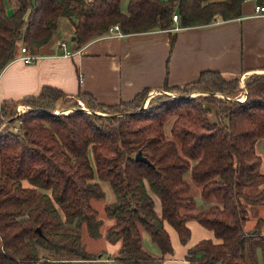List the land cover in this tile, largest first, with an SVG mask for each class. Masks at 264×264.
Returning <instances> with one entry per match:
<instances>
[{
  "label": "trees",
  "instance_id": "1",
  "mask_svg": "<svg viewBox=\"0 0 264 264\" xmlns=\"http://www.w3.org/2000/svg\"><path fill=\"white\" fill-rule=\"evenodd\" d=\"M12 1L0 0V71L23 45L35 52L47 43L63 17L73 22L74 41L81 47L113 25L124 33L170 29L175 12L185 27L233 19L242 15L244 2L129 0L125 12L122 0ZM256 3L264 6V0ZM239 82L202 70L183 85L166 81L161 88L166 92L153 95L145 107L149 88L115 104L83 91L78 97L86 109L52 85L1 102L0 264H99L107 252L88 249L81 229L85 225L90 236H102L104 220L92 200H106L103 181L114 195L104 210L114 219L106 238L120 241L109 257L115 263L164 264L174 253L166 225L185 243L192 231L188 222L196 220L216 239L189 247L190 262L258 264L257 246L264 259V218L248 230L245 225L249 203H264L263 157L256 149L264 138V72L247 77L244 100L233 97ZM193 91L209 94L191 96ZM71 101L68 107L74 109L62 111L60 104ZM19 104L32 107L15 115ZM172 116L167 136L165 123ZM139 151L149 163L135 158ZM188 173L201 185L203 199L216 203L196 211ZM144 230L161 256L145 248Z\"/></svg>",
  "mask_w": 264,
  "mask_h": 264
},
{
  "label": "crops",
  "instance_id": "2",
  "mask_svg": "<svg viewBox=\"0 0 264 264\" xmlns=\"http://www.w3.org/2000/svg\"><path fill=\"white\" fill-rule=\"evenodd\" d=\"M128 3L129 0L121 1L125 12ZM257 5L256 0H244L239 17L228 20L217 17L206 25L185 27L175 21V26L170 29L134 33L110 29L107 34L93 38L81 47L74 41L73 22L63 17L51 39L34 52L36 59L33 62L26 63L19 54L1 69L0 103L21 100L38 94L44 85H52L61 88L67 98L80 100L79 93L87 91L102 102L115 104L132 99L144 88L162 90L166 81L170 85L186 84L196 80L206 69L220 71L226 78L239 77L244 84L250 74L264 72V13H256ZM243 84L241 86L246 88ZM174 120L175 116H172L165 123L167 136H171ZM256 149L263 157L264 171V138L256 142ZM186 177L196 198V211L216 203L214 199H203L201 185L193 189L195 182L189 173ZM107 185L111 201L114 195ZM157 205L160 208L159 201ZM188 225L192 231L185 243L173 226L166 225L174 253L165 256L164 264H193L186 258L189 247L204 238L216 239L214 231L198 221H189ZM143 244L161 256L160 247L146 230L143 231ZM118 249V245L113 246L112 254ZM102 262L108 264L114 260L104 258Z\"/></svg>",
  "mask_w": 264,
  "mask_h": 264
},
{
  "label": "rangeland",
  "instance_id": "3",
  "mask_svg": "<svg viewBox=\"0 0 264 264\" xmlns=\"http://www.w3.org/2000/svg\"><path fill=\"white\" fill-rule=\"evenodd\" d=\"M12 0H11V4H12ZM11 9V8H10ZM12 12V10H11ZM247 79V78H246ZM244 84L246 85V81H243ZM243 84V83H242ZM241 82H239V91L237 92V94H235L233 97L234 98H242V100H244L246 98V88L242 87L241 85ZM243 84V85H244ZM162 92H166L164 90H157V91H149V94H148V97L146 98V101L144 103V107L148 104L149 100L151 99V97L155 94H159V93H162ZM168 92V91H167ZM177 95V93H175ZM200 94H209V92H204V91H193L190 95L191 96H198ZM216 95L218 96H222L224 97V94L223 93H220V92H217L215 93ZM240 96V97H238ZM73 100H76L75 98H73ZM80 103V106L82 108H87L86 104L82 101V100H78ZM74 101H71V102H67V103H64V104H60L61 106L65 107L62 111H66L68 112L69 110L71 109H74L73 107H68L71 105V103H73ZM59 105V106H60ZM32 106L30 105H25V106H18L17 107V111L15 113V115H18V114H21L22 112L30 109ZM213 108L216 109V106L213 105ZM61 110V109H59ZM59 112V111H58ZM211 118L212 120L215 119V115H214V112L213 114L211 115ZM7 122V121H6ZM5 122V123H6ZM4 123V124H5ZM3 124V125H4ZM16 128V130L18 129V123H17V126H14ZM193 189L195 188H198L200 187L198 184L196 183H193ZM103 185L105 186V189H107V192H108V197L106 200L104 199H93L92 202L93 204L98 208L99 210V217L102 218L104 220V224L102 226V236L100 238H95V237H92L90 236V234L88 233L87 229H86V226L84 225L81 229L82 231V236H83V241L84 243L87 245L88 249L94 251V252H107V254L105 253L103 256L104 258L106 259H110L109 257H111L112 255V248L113 246H117L118 245V248L120 246V241H116V242H112V241H109L106 236H105V233L107 231V228L109 227V225H111L113 222H114V219L113 218H109L107 217L106 213H105V210H104V204L105 202L109 201L112 197L111 195V191L107 185V183H105V181H103ZM157 208H159V206L157 205ZM248 209H249V218L247 220V223L245 225V228L248 227L249 225H254L257 221V219L259 217H264V203H249L248 205ZM73 227V226H72ZM263 230H264V227H263ZM43 252L47 253V254H52L50 253V251H44L42 250ZM111 252V253H109ZM117 252V251H116ZM115 252V253H116ZM53 255V254H52ZM256 259L258 261V264H264V259H263V255H262V252H261V248L259 246H257L256 248ZM103 261V260H102ZM96 263H102V264H107V262L103 263L101 261H98ZM79 264H91V263H87V262H79ZM108 264H121L119 263L118 261H116V263H112V262H108Z\"/></svg>",
  "mask_w": 264,
  "mask_h": 264
},
{
  "label": "built area",
  "instance_id": "4",
  "mask_svg": "<svg viewBox=\"0 0 264 264\" xmlns=\"http://www.w3.org/2000/svg\"><path fill=\"white\" fill-rule=\"evenodd\" d=\"M256 13H258V14L264 13V6L263 5H257L256 6ZM173 19L175 21L179 22L180 21V14L178 12H175L173 14ZM111 29H119V26L118 25H113L111 27ZM64 44L65 43H62L63 46H64ZM67 53L69 54L70 52L68 51ZM20 54H21L20 58H22L26 63H31V62H33L36 59V54L34 52H30L26 45H23L21 47ZM80 80H81V82L84 81V76H83L82 73L80 74Z\"/></svg>",
  "mask_w": 264,
  "mask_h": 264
},
{
  "label": "water",
  "instance_id": "5",
  "mask_svg": "<svg viewBox=\"0 0 264 264\" xmlns=\"http://www.w3.org/2000/svg\"><path fill=\"white\" fill-rule=\"evenodd\" d=\"M239 100H242V99H240V98H238ZM135 158L137 159V160H141V161H145V162H150L149 161V159L143 154V152L142 151H139L136 155H135ZM38 230L41 232V229L40 228H38Z\"/></svg>",
  "mask_w": 264,
  "mask_h": 264
}]
</instances>
